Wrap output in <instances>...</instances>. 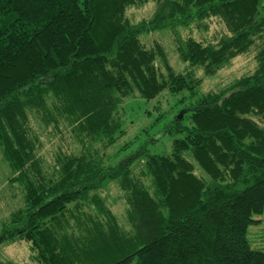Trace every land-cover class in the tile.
Masks as SVG:
<instances>
[{"label":"trees","instance_id":"trees-1","mask_svg":"<svg viewBox=\"0 0 264 264\" xmlns=\"http://www.w3.org/2000/svg\"><path fill=\"white\" fill-rule=\"evenodd\" d=\"M150 1L0 0V148L25 198L0 243L26 240L40 264H264L249 237L264 216V0H158L150 21L131 25L128 8ZM212 19L227 30L217 43L182 37ZM160 30L194 70L146 50L139 37ZM254 48V73L200 93L196 69L214 76ZM133 91L187 96L165 126L170 153L142 147L112 164L96 146L124 136ZM31 116L77 131L57 179L41 172ZM112 183L126 195L124 222L103 196Z\"/></svg>","mask_w":264,"mask_h":264},{"label":"rangeland","instance_id":"rangeland-1","mask_svg":"<svg viewBox=\"0 0 264 264\" xmlns=\"http://www.w3.org/2000/svg\"><path fill=\"white\" fill-rule=\"evenodd\" d=\"M157 2L158 0L150 1L146 4L128 8L125 15L126 19L131 25L150 21L156 12ZM207 27L208 29L198 28L195 24L191 29H181V35L185 39L192 37L207 44L217 43L227 33L219 19L207 21ZM139 39L147 51L157 50L160 46L176 72L194 70L190 64L181 60L172 30L153 31L141 35ZM256 54L257 50L254 48L249 53L233 58L214 76H207L203 70L196 69L197 77L202 79L200 93L220 92L241 77L254 73L258 66ZM184 96H187V94L174 96L165 92L153 101H146L137 91L128 93L123 98L124 103L120 112V115L124 113L126 118L124 136L111 149H104L102 144H98L96 149L101 154L111 157L110 162L112 164L125 161L128 159V155L138 152L142 147H145V150L152 155L170 153L172 150V137L166 133L164 134L166 131L165 126L181 115L183 104H180L179 101ZM187 123V120H185L184 124ZM260 124L264 126L263 123L260 122ZM31 126L39 137L37 158L41 163V172L47 179H57L58 157L66 153H72L75 147H80L75 140L77 131L74 130L72 124L64 122L61 131L57 133V122L43 120L41 123L35 116H31ZM147 130H149V133H147ZM79 139L85 140L86 137L81 135ZM85 142L89 143L87 139ZM124 147L127 148L126 151H123ZM192 162L196 164L194 160ZM136 169L141 170L142 167ZM196 173L204 175L198 167ZM14 178L16 177L7 168L3 151L0 148V233L4 221L24 207V188ZM146 183L149 185L147 181ZM103 196L107 198L109 206L120 219V222H124L127 209L126 195L118 184H110L109 190L103 193ZM249 237L255 248L264 247V216L259 225L250 229ZM36 255V251L34 252L31 244L26 240L17 238L0 243V264H40L36 259Z\"/></svg>","mask_w":264,"mask_h":264}]
</instances>
